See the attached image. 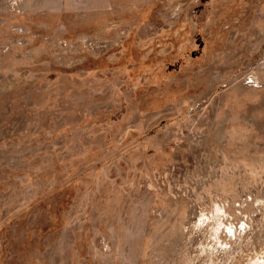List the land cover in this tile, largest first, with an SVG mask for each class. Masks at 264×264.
<instances>
[{"label": "rangeland", "instance_id": "1", "mask_svg": "<svg viewBox=\"0 0 264 264\" xmlns=\"http://www.w3.org/2000/svg\"><path fill=\"white\" fill-rule=\"evenodd\" d=\"M0 264H264V0H0Z\"/></svg>", "mask_w": 264, "mask_h": 264}]
</instances>
